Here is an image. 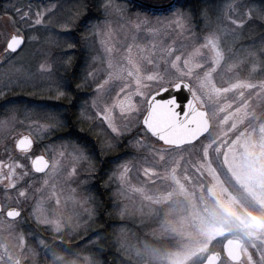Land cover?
<instances>
[{"label": "snow or ice", "instance_id": "obj_1", "mask_svg": "<svg viewBox=\"0 0 264 264\" xmlns=\"http://www.w3.org/2000/svg\"><path fill=\"white\" fill-rule=\"evenodd\" d=\"M18 3L20 0L15 3L10 0L2 9L3 16H0V20L7 18L6 23L0 24L3 61L9 65H19L14 71L0 72V138L9 142L16 140V136L12 134L28 121L30 123L27 127L40 129L49 143H45L44 138L32 139L29 135L16 140L15 148L19 149L24 160L30 159V169L27 164H5L0 161V174L5 167L9 169L6 177L9 181L8 187H18L14 185V180H24L25 183L31 181L27 191L19 193V196L25 199L17 201V207L0 204V238L4 240L0 243V264H41L38 249L43 250V264H48L49 254L51 264H109L107 261L95 259L96 254L91 253L89 246L79 247L89 235H96L103 230L99 228L91 234L87 231L91 223L105 215L108 207L114 206L103 200L97 182L85 181L86 194L79 200L76 199L77 193L73 189L72 196L64 200L63 208L60 198L64 195L63 190L57 192L56 185H52L53 190L48 193L51 183L47 178L49 170L54 175L59 174V161L49 158L54 151L52 142H72L74 138L92 157L100 158L97 156L96 146L89 141L84 129H77L71 119V110L78 106L81 117H84L85 112L89 114L87 118L93 121L92 127H97L96 121H100L102 134L115 141L113 147H121L128 135H142L145 139L135 140V144L150 148L154 160L158 155L156 163L165 168L163 179L170 181V184L183 190L184 183L189 181L187 175L180 178L176 174L180 166L176 153L192 148L199 157V161L192 162L196 171L201 176L206 172L215 180L234 207L264 210V197L250 190L247 182L255 179L257 186L264 187V182L258 175L249 176L250 172L258 174L264 166V152L247 151L249 142L252 143L253 149L264 143V124L259 126L260 141H256L246 130L229 143L231 133L238 131L246 121L259 119L254 105L258 103L264 106V81L258 84L240 80L235 83L228 81L229 86L225 87L223 83L217 86L214 80V76L219 75L223 82L224 65L243 51H247L249 57L259 56L260 63L264 64V7L255 10L253 18L246 20L247 13L244 9L252 11L248 0L224 6L210 4L209 0H123V3L117 0H96L95 3H90L89 0H65L43 10H40L41 6L37 4L35 13L31 2L27 5V11L23 6L18 7ZM93 7L102 15L93 13ZM113 16L121 22L122 28L134 33L133 40L141 39L145 33L158 36L177 29L181 34L190 33V50L166 49L169 55L162 63L154 64L152 60L148 61L153 64L155 71L146 78L141 75L144 71L141 66L142 58L133 56L134 45L128 46L126 61H119L117 64L109 62L107 67L100 69L92 67L87 58L81 67L69 56L60 64V67L64 68V74L57 72L55 79H52L54 69L51 63L44 61L34 67L35 54L31 57L20 55L40 43V33H50L45 37V41L54 44L60 36L74 40V33L83 30L81 39L91 48L93 44L89 41L94 42L97 36L104 35ZM256 21H259V24ZM57 26L60 31L56 30ZM253 34L258 35L259 39L245 46L243 41ZM228 38H231L232 44L239 42L240 47H225ZM75 48V43H68L65 54ZM83 50L82 48L81 51ZM176 52L180 54L177 55ZM172 56L175 58L171 59ZM92 60L94 62L95 57ZM232 67L234 65H229V70ZM89 68L92 70H88ZM200 72H203V76L199 75ZM103 73H107L108 78L98 82ZM133 80L135 91H132L131 87ZM44 81L48 82L46 90L41 88ZM93 84L96 85L95 88L92 87ZM117 84L123 86L113 97L112 93ZM16 88L22 89L23 94L9 96V91L14 92ZM82 96H90L91 100L85 99L81 102ZM229 96L234 102L220 107L221 101ZM133 97L138 98L139 103L134 102ZM209 107L213 109L211 115L207 111ZM225 112L227 114L219 120V132L213 134L211 121L219 119V114ZM118 120H124L126 123L121 126L117 123ZM225 128L227 131H224ZM91 130L89 128V131ZM252 131H256L255 127ZM151 137L162 142L164 147L148 145L146 141ZM37 150L40 154H36ZM5 151H8L7 147ZM60 155L63 156L64 153ZM189 155L191 156V153ZM9 158L18 159L16 156ZM214 161L221 162V167L227 170L231 181H234L233 190L230 191L224 186L220 173L214 167ZM103 164L104 160L101 159V168L92 173L97 180L108 174ZM170 164L175 166L168 171ZM122 167L124 170L120 179L125 187L114 194V197L125 194V174L128 168ZM16 169H21L19 176L15 175ZM184 171H189V168L186 166ZM144 172L146 176L150 175L148 169H144ZM151 175L160 174L153 172ZM111 178L110 176L109 180ZM103 187L107 190L108 183ZM92 190H95V194H91ZM130 191L142 197L139 209L141 212L144 202L154 204L161 200L160 197L149 195L144 188ZM208 192L215 198L213 187H209ZM29 193L37 206L46 203L51 208L48 215L42 218V222L60 237L59 240L49 244L40 239L37 247L30 248L26 243L28 237L23 233L16 235L17 228L21 227L18 218L22 217L26 210L21 205L28 204ZM88 204L92 207H86ZM80 208H83V214ZM129 211L125 206L120 210V215L123 217ZM150 214L154 215V210H150ZM84 215H87L88 219L81 225L80 221L84 219ZM107 215L110 217L112 213L108 212ZM211 215L214 216L215 213ZM23 223H27V217ZM81 227L84 228L85 235L77 243H72L73 239L80 237ZM164 228L165 231H176L166 223ZM201 235L203 243L190 247L184 253L167 255H162L146 241L141 247L139 242L132 243L126 239L121 241L117 237L118 252L125 256L122 264H139L145 258H150L152 264H264V221L259 217L255 223H248L239 213H233L220 227L202 228ZM29 236L35 239L32 234ZM218 239L223 241L226 260L222 259L220 251H213L209 247ZM98 242L99 238L90 240V245L94 246ZM85 251L90 254L82 255ZM103 251V248L99 249L100 253Z\"/></svg>", "mask_w": 264, "mask_h": 264}, {"label": "rangeland", "instance_id": "obj_2", "mask_svg": "<svg viewBox=\"0 0 264 264\" xmlns=\"http://www.w3.org/2000/svg\"><path fill=\"white\" fill-rule=\"evenodd\" d=\"M117 2L123 3V0H117ZM239 2L240 0H209L210 4L221 6ZM37 4H40V10H43L45 7L52 8L53 5H56L54 1H49L46 3L34 2L32 3L33 13L36 11L35 5ZM248 4L250 5L252 11L249 12L247 8L244 9V11L247 13L245 18L246 20L253 18L255 10L264 7V0H248ZM0 16H3V13H0ZM6 22V17L3 20H0V24ZM238 23H240L239 20ZM256 23L259 24V21H256ZM201 26H203V22ZM9 30H11V28H9ZM49 35L50 33H41L39 35L40 43L33 45L32 49H26L24 52L20 53L21 56L28 55L30 57L35 54L34 67H38L39 63L41 62L48 61L53 65L54 69V64L57 65L58 63H62L60 61L61 55L59 56L58 54V49L62 42V36L57 39L56 43L50 44L45 41V37ZM133 35L134 33H130L127 29L122 28L121 22L115 16H113L110 18V26L104 31V35L97 36L94 42L89 41L90 44H93V47L89 48L88 45L84 43V41L81 39L83 35L76 36L78 45L75 49L78 50H76L77 53L75 51V55L77 58L81 53V59L79 62L75 63L82 67L84 66L85 59L87 58L89 63L92 64V67L97 69L105 68L108 66L109 62L117 64L119 61H126L128 46L134 45L133 56L142 58L141 66L144 71H142L141 75L146 78L148 74H151L155 71L153 64L148 63L149 60H152L154 64L162 63L163 59L169 55L166 49L171 48L172 51H175L177 48L190 50L188 49V45L192 43V41L189 39L190 33L185 32L181 34L178 29L170 31L169 33H162L158 36H152L145 33L139 40H133ZM258 39V35L253 34L250 38L245 39L243 44L246 46ZM228 46H231L235 49L240 47V43L237 42L236 44H232L231 38H228L225 47ZM82 48L84 49L83 51H81ZM3 52L4 49L0 48V72L14 71L15 68L19 67V65H9L5 63L3 61ZM176 54L179 55L180 52H176ZM93 57H95L94 62L92 60ZM174 58V56L171 57V59ZM75 60L76 59H74V61ZM259 63V56L255 58L249 57L247 55V51H243L233 60H229L228 63L224 65V68L222 69V74L224 77L223 82L220 80L219 75H215L214 80L217 83V86H221V83H223V86L225 87L229 86L227 83L228 81L235 83L237 80L258 84L261 81H264V78H255L253 76L258 68ZM229 65H234V67L229 70ZM88 70H92V68H89ZM57 72L58 71L54 69L52 79L56 78ZM199 75L203 76V72H200ZM107 78V73H103L100 76V81L98 82H102ZM134 83L135 82L133 80L131 85L132 91H135ZM95 86L96 85L93 84L92 87L95 88ZM122 86V84H117L115 91L112 93L113 97L115 96V92L119 91V88ZM47 87L48 82L44 81L41 84V88L46 90ZM20 91H22V89L16 88L14 92L9 91V93H12L11 95H18V92ZM245 91L247 92L248 90ZM257 91H259V89H257ZM46 94L47 93L45 91V95ZM237 95L239 94L237 93ZM253 96H255V93H253ZM85 99L90 101L91 97L82 96L81 102H83ZM133 101L139 103V100L136 97H133ZM233 102V98L229 96L228 99L221 101L220 107H223L224 104H230ZM254 109L259 116V119L246 121L240 126L238 131L230 134L229 143L235 140L240 132L246 130L253 135V138L256 141H260L261 137L259 134V126L264 124V106H260L257 103L254 105ZM75 111L76 122L79 121V124H85L88 131L89 128L92 129L89 131L91 135L90 142L93 144L95 143L96 148L102 149L103 152L113 151L116 149V147H113L115 141H113L111 137L107 136L106 134H102L103 130L99 126V120L96 121L97 127H92L93 121L87 118L89 115L87 112H85L84 117H81L79 106L75 108ZM207 111L209 112V115H211L213 109L209 107ZM226 114L227 112L219 114V119L211 121L213 126V134H217L219 132V120H222L223 116ZM21 119H23V117H21ZM28 123L30 122L26 121L25 126L17 128L16 133L12 134L16 136V140L18 137L23 135H29L32 139L44 138L40 129H29L27 127ZM117 123L122 126L124 123H126V121L118 120ZM228 127H230V124ZM254 127L256 131L253 133L252 130ZM224 131H227V128H225ZM44 139L45 143H49L47 138ZM144 139L145 138L142 135H130L126 142L122 144V150L128 151L130 157L127 156L128 158L126 160H121L120 162L117 161L114 163L109 173L104 175L102 181L100 182L102 187L106 184V182L108 183L107 192L109 195V201L112 203V205H114L111 208L114 211L112 216L115 217L114 223L110 226V229L102 231L100 237V243L102 245L100 247L98 244L94 246L90 245V240H97V238H99L98 235L97 237L90 235L89 238L79 246L80 248L89 246L90 251H94L91 253H95V248L97 245V250L100 248L105 249L103 242L105 243L106 241L108 248L110 249L111 247V249L114 251V256L119 258L120 262L117 261V264L118 262L119 264H122L125 256L123 253L118 252L119 245L117 243V237H119L121 241L126 239L132 243L139 242L141 247H143V242L146 241L153 248L158 249L162 255H167L184 253L190 247H193L199 243H203L204 241L202 239L201 229L220 227L222 222L233 213H239L248 223H255L257 217H259L261 221H264L263 212L248 214L240 211L238 206L234 207L230 203L228 198L222 193L220 186L215 180L210 178L206 172L204 173V176H201L200 173L196 171V168L192 165V162L199 161V157L196 156L195 151L192 148L185 149V151L182 153H176V159L180 160V166L177 168L176 173L177 176L183 178L185 175H187L189 177V181L184 183L183 190L173 184H170V181L164 180L163 174L165 172V168L156 163V160H158V155L154 160L150 148H143L140 145L135 144V140ZM16 140H10L9 142L0 138V161H3L5 164H27L28 168L30 169V159L27 160V163H24L22 154H20V158L15 160L9 158L11 155L14 156L15 153L18 154V151L16 152L17 149L15 148ZM129 141H132V143H129ZM146 142L148 145H154L157 148L164 147L160 142L152 137L147 139ZM52 143L54 144V151L52 156L49 158H54L59 161V174L54 175L51 173V170H49V177L47 178L51 180V183L48 186V193H51L53 190L52 185H56L57 192L62 189L64 195H62L60 198L62 201L61 207L63 208L64 200L67 197L72 196L73 189L76 190V199L79 200L86 194L84 182L87 181L91 183L94 180L97 182V177L92 175V173H94L95 170L99 168V163L97 158L92 157L91 154H89L81 144L75 142L74 138L72 142L54 141ZM6 147L8 149L7 152H9L8 155L4 154ZM237 147L239 148L240 146L238 145ZM247 151H256L258 153L264 152V143H261L258 147L253 149L252 143L249 142L247 145ZM39 153L40 151L37 150L36 154ZM60 153H64V155L61 156ZM189 153H191V156ZM222 160L223 155H221V161ZM122 166H127L128 168V172L125 174V180L127 181L125 194L114 197V194L120 192L122 187H125L122 185L120 179L121 173L124 170ZM173 166L175 165H168V171H170L171 167ZM186 166L189 168V171L187 172L184 171ZM214 167L217 168V171L220 173V179L224 182V186L227 188V184L229 183L228 181H231L227 170L221 167V162L214 161ZM144 169L149 170V176L145 175ZM8 172L9 169L7 167L2 170V174H0V186L11 189L17 201H23L25 198L20 197L19 193L21 191H27V189L21 187H8L7 185L9 181L6 179ZM153 172L159 173L160 175H151ZM20 174L21 169H16L15 175L19 176ZM110 176L112 177L111 180H109ZM21 181L22 180H14L13 183L14 185L19 186ZM100 183L98 182L97 184L98 188ZM209 187L214 188L215 198H212L209 195ZM135 188H144L149 195L160 197V202L154 204L144 202L143 211L141 212L139 209L141 208L142 197L140 194L130 191V189ZM104 189L105 187H103V190ZM228 189L231 191V186ZM93 192L95 193V190H92L91 194H93ZM14 196H12L9 192V194L6 195V201L0 203L9 204V202L14 199ZM110 197L114 198L110 199ZM165 197L167 199H164ZM125 206H127L130 211L122 217L120 215V210ZM21 207L26 208V210L24 211L23 216L18 218V220L21 222V227L17 228L16 230L17 236H19L21 233L26 236L25 229H27V226H43L46 228L42 222V218L47 216L51 211V208H49L46 203H42L37 206L36 201L31 199V193H29L28 204L21 205ZM86 207L91 208L92 205L88 204ZM69 208H71V204H69ZM150 210H154L155 214H150ZM80 211L83 214V208H80ZM211 213H215V215L213 216ZM25 217H27V223H23ZM87 219V215H84V219L80 221L81 225H83ZM165 223L174 227L176 231H165ZM96 228L97 226L95 223H91L87 231L88 233H91L92 231L94 232ZM47 229L53 232L51 228ZM122 229L123 232H121ZM32 230H34V228H32ZM80 233L82 235L85 234L83 227H81ZM4 235L6 236L7 234ZM3 242V238H0V243ZM222 242L223 241H220L219 239L215 240L209 245V247L212 248L213 251H219ZM30 246L31 245H29V247ZM89 254V251L82 253V255ZM99 257L95 255V259L100 260L101 258L99 259ZM139 264H152V261L150 258H145L141 260Z\"/></svg>", "mask_w": 264, "mask_h": 264}, {"label": "trees", "instance_id": "obj_3", "mask_svg": "<svg viewBox=\"0 0 264 264\" xmlns=\"http://www.w3.org/2000/svg\"><path fill=\"white\" fill-rule=\"evenodd\" d=\"M10 0H0V13H3L2 12V9L5 5L9 4ZM11 2L15 3L16 0H11ZM31 2V3H34V1H29V0H20V3L17 4L18 7L20 6H23L24 7V10L27 11V5L28 3ZM56 30H60L59 26H57ZM41 34V33H40ZM39 34V35H40ZM64 37V38H63ZM75 39L73 40L72 38H69V37H65V36H62V42L59 46V56L61 57L60 61L63 62V61H66L67 58L69 56H71L73 58V61L74 59H76L74 61L75 62H79L80 59H81V53L79 55V57L76 58V55H75V51L78 50V49H75L74 51H67V53L65 54V50L67 49L68 47V43H75L76 47L78 45V42L76 40V36L74 35ZM74 52V53H73ZM61 53V54H60ZM77 53V51H76ZM54 69L58 71L59 74H64V68L63 67H60V64L58 63L57 65L54 64ZM12 93H9L8 95L10 96ZM19 94H23V90L18 92V95ZM12 96V95H11ZM64 103H67V101H63ZM75 108L71 110V119L75 125V127L77 129H80V128H83L85 133L87 134L88 136V139L90 141V132L88 131V129L86 128V125L85 124H79L78 122H76V119H75ZM80 126H79V125ZM130 135H128L129 137ZM127 137V138H128ZM132 138V137H131ZM94 142V141H93ZM126 142V140H125ZM95 145V143H94ZM99 148H96V151H97V156H99L100 158L97 159L98 163H99V168H101V159L104 160V164H103V168L104 170L109 173L111 167L114 165V163H116L117 161H121V160H126L128 157H130V154L128 153V151H123V146L121 145V147L119 148H116L115 150L113 151H102V149H99ZM11 152V151H10ZM17 152V150H16ZM18 154L15 153L14 156L20 158L21 157V153L17 152ZM5 155H8L9 152H4ZM11 154V153H10ZM12 156V155H11ZM128 156V157H127ZM24 163H27L26 160L23 161ZM27 178H25L26 180ZM103 179V178H102ZM102 179H98L96 178L97 180V184L98 182L100 183L102 181ZM31 183V181H28L27 183H25L24 180L21 181V183L19 184L18 187H21V188H25V189H28V185ZM9 192L11 193L12 196H14V194L12 193L13 191H11V189H8V188H5L3 186H0V202H4L6 201V195L9 194ZM99 193L102 194V198L103 200L108 204V205H112V203L109 201V195H108V192L107 190H103V187L101 186V183L99 185ZM93 194H95L93 192ZM14 199L9 202L10 205H15L17 206V199L16 197L14 196L13 197ZM108 212H111L113 214V210L111 207H108L106 210H105V215L99 219V220H96L94 223L95 225L97 226L96 230L99 229V228H102L104 230H108L110 229V226L114 223V218L112 215L109 217L107 215ZM27 229H25V232H26V237H28V239L26 240V243L30 246V248H34V247H37L38 243H39V240L40 239H44L47 243L51 244L54 240H59L60 237L56 236L54 234V232L48 230L47 228H44L43 226H27L26 227ZM32 228H34V230H32ZM90 230V229H89ZM94 230V232L96 231ZM102 231L101 232H97L96 235H93V236H96L98 235L99 237V247L102 245L100 243V237H101V234H102ZM93 232V231H92ZM91 232V233H92ZM89 233V234H91ZM29 234H32L33 236H35V239H32ZM85 234H81L80 233V237H76L75 239H73L71 242L72 243H77V239L79 238H82ZM82 236V237H81ZM90 236V235H89ZM92 236V235H91ZM93 238V237H92ZM86 239H84L83 242H85ZM66 243L69 242V241H65ZM98 245L96 248H98ZM103 245L105 247V251H103L102 253L99 252V250H97L95 248V254L99 257L100 260H103V261H107L109 262V264H117V261H119V258H116L115 253L114 251L111 249L108 248L107 244H106V241L105 243L103 242ZM80 246V245H79ZM108 248V249H107ZM94 249V248H93ZM97 250V251H96ZM220 250V249H219ZM38 252H39V259L41 261V264H43V261L45 259L44 257V253H43V250L42 249H38ZM91 252H94L93 250ZM47 260H48V264H51V255L49 254L48 257H47ZM120 262V261H119ZM118 262V264H119Z\"/></svg>", "mask_w": 264, "mask_h": 264}, {"label": "flooded vegetation", "instance_id": "obj_4", "mask_svg": "<svg viewBox=\"0 0 264 264\" xmlns=\"http://www.w3.org/2000/svg\"><path fill=\"white\" fill-rule=\"evenodd\" d=\"M29 1H34V2H38V3H46V2H49V1H54L56 4L65 2V0H29ZM89 2L90 3H95L96 0H89ZM92 11H93V13H95L98 16L102 15V13L99 12L97 10V8H95V7L92 8ZM57 31H60V30H57ZM74 35L75 36L84 35L83 30L75 32ZM253 76L255 78H264V64L259 63L258 68H257L256 72L253 74ZM254 175H258L259 179L262 182H264V166L261 167V169H260L258 174H254V173H251V172L249 173L250 177L254 176ZM242 178H244V177H242ZM228 182L229 183L227 184V188H229L230 186L232 188V184L234 183V181L230 182V180H229ZM247 182H248V186H249L250 190L258 192V193H260L262 195V197H264V187L257 186V183H256L255 179H250ZM231 190H233V189H231ZM236 190L242 191L240 189H236ZM12 207H14V206H12ZM238 208L240 209V211L248 213V214L249 213H258V212H263L264 213V210H261L259 208L239 207V206H238ZM221 246H222V244H221Z\"/></svg>", "mask_w": 264, "mask_h": 264}, {"label": "water", "instance_id": "obj_5", "mask_svg": "<svg viewBox=\"0 0 264 264\" xmlns=\"http://www.w3.org/2000/svg\"><path fill=\"white\" fill-rule=\"evenodd\" d=\"M141 119H142V118H141ZM23 136H24V135H23ZM21 137H22V136L18 137L17 140H18L19 138H21ZM153 138H154V137H153ZM154 139H156V138H154ZM156 140H157V139H156ZM157 141H158V140H157ZM15 143H16V142H15ZM160 143L162 144V142H160ZM162 145H163V144H162ZM17 150L19 151V149H17ZM39 154H40V153H39ZM30 167H31V161H30ZM14 208H15V207H14ZM17 210H19V209H17ZM5 211H7V209H6ZM222 254L224 255L225 258H227V257H226V254L223 253V243H222V247H221V256H222Z\"/></svg>", "mask_w": 264, "mask_h": 264}]
</instances>
